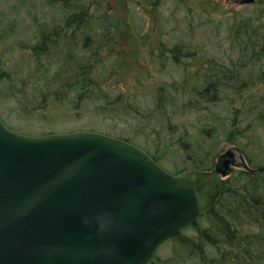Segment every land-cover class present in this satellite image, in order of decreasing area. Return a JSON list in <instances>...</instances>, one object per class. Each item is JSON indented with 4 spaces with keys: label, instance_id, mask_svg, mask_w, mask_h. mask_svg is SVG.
Here are the masks:
<instances>
[{
    "label": "rangeland",
    "instance_id": "374dc122",
    "mask_svg": "<svg viewBox=\"0 0 264 264\" xmlns=\"http://www.w3.org/2000/svg\"><path fill=\"white\" fill-rule=\"evenodd\" d=\"M94 1L96 2L93 10L100 7V15L109 19H112L114 13L120 16V26L116 28L119 30L115 36L117 39L110 38L109 43L106 44L107 39L97 34L96 29L89 33L91 30L87 28V33L82 35L87 41V46L83 48L80 43L74 45L70 50L73 51L79 45L74 51L78 55L77 60H69L62 56L64 53H71L67 49L55 54L49 50L48 54L39 48L46 43H54L52 34L55 32L64 33V25L71 15L66 0H0V110L5 122L12 130L26 135L78 130H93L116 136L123 134L122 131L129 128V123L123 116L110 114L105 118L102 117L98 109L103 101L96 104L88 103L81 109L79 106L81 103H74L76 100L68 99L48 111L40 108L44 101L40 102L37 98L26 97V95H31L35 89L48 88L51 89L44 94L51 95L55 91L64 93V89H60L64 79H71L74 83L82 78L81 74L74 72L72 65L76 61L81 62L85 57L90 60L91 49L96 45L114 47V52L108 49L101 50L100 60L96 62L97 71L103 74L101 77L108 79L105 88L109 94L115 96L121 91L125 94L134 92L136 90L133 88L137 86L134 78L142 75L134 55L131 53L126 56L121 55L122 61L124 58H130L128 61L131 62V66L128 70L116 74L114 67L117 65L115 62L119 61L117 55L130 45L131 51H134L138 44L145 52L140 59L145 61L149 71L142 75L145 78L148 77L143 80L144 86H139L144 89L140 98L146 101L145 109L142 108L143 113H147L156 104L157 101L153 96V90L156 87L164 83L169 86L179 80H187L188 88L193 90L194 87L200 86V79L209 81L206 75L210 68L222 73H230L232 69L237 68L243 80L256 84L252 95L244 94L248 105L244 110L246 115L243 114L245 117L241 125L246 131V138L243 140L245 152L242 153L246 162H250L253 168L264 167V124L257 123L256 127L247 128L253 115L264 110V52L262 50L264 44L256 42L258 46L260 44V49L253 50L249 47L248 50L241 52L238 44L234 42V29L248 21H250L249 25L256 22L261 31L254 37L264 38V0H255L254 3H243L244 0ZM74 33L78 34L79 29ZM45 37L47 40L44 39ZM249 37L253 36H246V39ZM162 41L169 47L185 44L198 55L192 58L183 57L180 64H177L173 58L167 61V57L160 58L157 53L153 55L151 49L157 48ZM249 44L247 43L246 46ZM115 52L118 54L112 56L111 54ZM168 55L169 53L166 56ZM39 56H42V59H39ZM197 58L204 62L203 73L198 72L199 64L193 63ZM163 61H166V66L162 65ZM3 71L10 72L11 75L5 76ZM259 76L263 78L257 82L256 79ZM181 99L176 102L178 105L175 109L178 119L175 125L181 130L178 137L176 133L173 138L169 137L167 129L160 125L154 128L152 124L154 121H134L132 129L138 135L136 142L148 147L147 140L152 141L153 147V141H156L158 145L154 144V146L156 148L158 146L161 155L165 157L162 164L171 172L174 171V167L179 170L191 167L193 160L190 157L205 160L207 155L210 161L213 160L214 168L218 156L236 146L228 142L220 131L213 138H204L200 127L207 125L213 118L220 119L227 116L228 102L225 101L213 107L210 113L205 110L184 116L181 104L186 100ZM238 99L241 98L236 97V100ZM146 116L149 118L150 112ZM186 130L188 134L185 139L193 142L192 147L197 150L199 156L187 150H181L176 142ZM235 170H241V168L235 167ZM211 226L212 221L203 218L199 220L197 228L189 227L183 231L182 238L191 237L197 240L199 232ZM242 228L245 231H252L257 227L250 225L248 228L244 225ZM200 241L198 240L197 244ZM197 244L195 243L196 247L184 246L181 239L175 237L161 245L147 264H201ZM210 249V245L206 244L204 255H209L208 260L219 259L220 256H217L215 250L211 249L212 251L208 252Z\"/></svg>",
    "mask_w": 264,
    "mask_h": 264
},
{
    "label": "water",
    "instance_id": "95a60500",
    "mask_svg": "<svg viewBox=\"0 0 264 264\" xmlns=\"http://www.w3.org/2000/svg\"><path fill=\"white\" fill-rule=\"evenodd\" d=\"M235 167L264 171L234 148L173 174L119 137L26 135L0 115V264H147L215 209Z\"/></svg>",
    "mask_w": 264,
    "mask_h": 264
},
{
    "label": "trees",
    "instance_id": "16d2710c",
    "mask_svg": "<svg viewBox=\"0 0 264 264\" xmlns=\"http://www.w3.org/2000/svg\"><path fill=\"white\" fill-rule=\"evenodd\" d=\"M95 2L94 0H66L68 8L71 10V15L67 18V23L64 25V33H62V31L55 32L52 34L54 43H46L39 48L43 52H48V54L50 53L49 50H52L53 54H55L62 52L64 49L71 51L70 49L79 43H83L87 46V41L81 39V36L87 33V28L91 30L89 33L96 29L97 34L107 39V41H105L106 44L109 43L110 38H112V40L117 39L115 36L119 33V30L116 28L120 26V16L114 13L112 19H109L106 16L100 15V7L93 10ZM249 22L250 21L239 24L234 29V42L238 44L241 52L248 50L249 47L253 50L260 49V44L258 46L256 42H263L264 44V38L254 37L256 34L261 33L256 22L252 25H249ZM77 29H79V33L75 34L74 32H76ZM246 36L253 37L246 39ZM44 39L47 40L46 37ZM100 43L102 44V41ZM247 43L250 44L246 46ZM85 45L83 48H85ZM44 46L46 48H44ZM78 47L79 45H77L70 54L64 53L62 56L65 58L67 57L69 60H77L78 55L74 51ZM103 49L114 52V47L110 48L108 45H96L95 48L91 49L90 60H88V57H85L81 62L76 61L74 65H72L73 69H75L74 72L76 74H81L82 78L74 83L71 79H64L60 88L64 89V93L55 91L51 95H48L44 93L51 88L41 90L35 89L31 95H26V97L37 98L40 102L44 101V104L41 105L40 108L47 109L48 111L54 109L58 103L65 102L68 99L76 100L74 103H81L79 105L81 109L87 106L88 103L96 104L99 101H103V103L99 105L100 109H98L102 117L105 118L110 114L113 116H123L125 121L129 123V128L123 130V134L117 137L142 147L164 168L166 167L162 164V161L165 157L161 155L159 147L157 146L156 148L154 146V144L158 145L157 142L153 141V147L151 146L152 141L147 140L149 144L148 147H144L137 143L138 135H136L135 130L132 129L133 122L154 121L152 123L154 128L160 125V127L167 129L169 137L173 138L175 133L178 137L181 130L179 126L175 125V123L178 122L176 118L177 110L175 109L178 105L176 102L180 100V98L186 100L185 103L181 104V111L184 116L205 110L210 113L213 107H217L219 104L226 101L228 102V115L223 118L220 117V119L213 118L207 125H204L207 127L201 126V134H203L204 138L209 139L213 138V136L220 131L228 142L234 144L242 152H245L243 140L246 138V131L241 125L245 117H243V114L246 115L244 110H246L248 104L246 103L247 98L244 94H248V96L252 95L255 91L254 87L256 84L253 85L252 82L248 83L243 80L239 75V73H241L240 70L235 68L232 69L230 73H222L210 68L206 75L209 81L200 79V86L194 87L193 90L188 88L187 80H179L169 86H167V83H164L156 87L153 90V96L157 102L147 111V113L150 112V117L148 118V116H146L147 113L142 112V108L145 109L146 101L140 98L144 89L139 87H143V80L148 78L142 76L143 73H149L145 61L140 59L145 52L141 50L140 45L136 44L134 51H131L132 46L130 45L119 55H117L118 52L111 54L112 56L117 55V60H119L115 62V64H117L114 67L115 72H117L116 74H120L130 68L131 62L128 61L130 58H124L122 61L121 57V55L125 54L126 56L130 53L134 55V60H136L140 68L139 72L142 74L138 78H134L137 82V86L133 89L136 91H130L128 94L121 91L117 95L112 96L109 94L107 88H105L108 79L101 77L103 75L102 72L97 71L96 62L100 60L99 54ZM151 49L153 55L157 53L160 58L167 57V61H171L173 58L177 64H180L183 57L192 58L194 55H198L193 53L185 44H175L173 47H169L164 41H162L157 48ZM262 50L264 52V46ZM168 53L169 55L166 56ZM39 59H42V56H39ZM47 59L51 58L47 57ZM195 62H197L200 67L198 72L203 73V66H205L204 62L200 60V58L195 59L193 63L195 64ZM163 63V66L167 65L166 61H163ZM3 74H5V76L11 75L10 72L5 73L4 71ZM147 75L150 76L149 74ZM197 76H199L198 73ZM261 78L263 77L259 76L256 81H260ZM23 93L25 94V91ZM236 97L242 100H236ZM210 105H212V107ZM140 116H142V119H140ZM146 118H148V120H145ZM249 123L247 128H254L257 123L264 124V110L256 112ZM182 133V137L176 141L180 145V149L198 155L197 150L192 147L193 142H188L189 140L187 141L185 139L186 134H188L187 130ZM190 158L193 161H191V167L189 168H199L203 170L213 168V160L210 161L208 155L205 160L197 157ZM250 166L254 167L251 163ZM185 169L188 168L179 170L177 167H174L173 173L179 174ZM223 187L224 192L219 204L212 212L203 217L211 220L212 226L203 232H199L197 240L191 237L182 238L183 231L176 237L181 239V243L184 246L189 245L191 247H196L195 243L197 244V241L201 240L200 243L197 244L199 248L197 249V253L204 264H264V171L260 173H251L244 169L235 170L230 177L223 181ZM198 222L190 227L197 228ZM244 225H247L248 228L250 225H254L257 228H254L252 231H245L242 228ZM206 244H209L211 249L217 252V256H220L219 259L208 260L209 255H204ZM211 249L208 252H211Z\"/></svg>",
    "mask_w": 264,
    "mask_h": 264
},
{
    "label": "flooded vegetation",
    "instance_id": "af4514ba",
    "mask_svg": "<svg viewBox=\"0 0 264 264\" xmlns=\"http://www.w3.org/2000/svg\"><path fill=\"white\" fill-rule=\"evenodd\" d=\"M81 39H82L83 41H86V39H85L83 36H81ZM80 45H81V47H83L85 44L80 43Z\"/></svg>",
    "mask_w": 264,
    "mask_h": 264
}]
</instances>
